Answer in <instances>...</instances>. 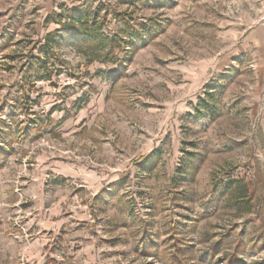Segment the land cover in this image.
I'll use <instances>...</instances> for the list:
<instances>
[{"label":"rangeland","instance_id":"rangeland-1","mask_svg":"<svg viewBox=\"0 0 264 264\" xmlns=\"http://www.w3.org/2000/svg\"><path fill=\"white\" fill-rule=\"evenodd\" d=\"M79 5L85 35L60 26ZM258 5L0 0V264H264Z\"/></svg>","mask_w":264,"mask_h":264},{"label":"crops","instance_id":"crops-1","mask_svg":"<svg viewBox=\"0 0 264 264\" xmlns=\"http://www.w3.org/2000/svg\"><path fill=\"white\" fill-rule=\"evenodd\" d=\"M257 2L259 3L258 9L256 8V6L250 7V10L253 12V15L256 14V17L251 18V21L247 22L246 30L244 33L245 48L239 49L237 52H239L241 55L245 54L244 56H248V54L251 55L252 59L250 60L254 65V70L264 72V0H257ZM247 14L252 15L248 12ZM56 172L61 173L60 170ZM63 174H65V172H63ZM89 179H91L90 182L93 181L92 185L99 184L102 180L100 176L89 177ZM81 180H85L86 182H88L85 178ZM57 185L58 182H55L54 187H57ZM81 188L86 189V187ZM48 198H52L53 201L56 202L53 203L52 207L46 208L44 210V212L41 214L39 224L45 233H51V235L53 233V236H56L62 231L63 228L68 226V224L72 225L73 221L70 222V219L63 215L62 201H60L59 203L57 202L59 200V194H54V192L52 191ZM81 213H75V221H85L88 218L86 212L85 214ZM85 262L86 264H89L93 261L91 259H88Z\"/></svg>","mask_w":264,"mask_h":264},{"label":"trees","instance_id":"trees-1","mask_svg":"<svg viewBox=\"0 0 264 264\" xmlns=\"http://www.w3.org/2000/svg\"><path fill=\"white\" fill-rule=\"evenodd\" d=\"M86 9L83 8V5H79L76 7H73V10L71 11L72 16L68 17V21L64 22H60V26L61 29H73L76 30L78 32V34L80 35H85L87 33H91L89 29L85 28L87 26V24L89 23V19H87L89 17V13H86ZM60 30L56 31L59 32ZM54 35V34H51ZM51 35L47 36L46 40H50ZM142 34H139V32L137 31H132L129 34V44L133 47L136 48L137 44L139 42H142ZM51 42V41H49ZM104 40H101L100 43L98 44V46H102L104 45ZM116 42V41H114ZM47 46H50V43H47ZM105 63V62H104ZM80 107V106H79ZM38 124V123H35ZM39 126V125H38ZM39 128V127H37Z\"/></svg>","mask_w":264,"mask_h":264}]
</instances>
